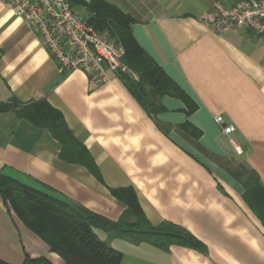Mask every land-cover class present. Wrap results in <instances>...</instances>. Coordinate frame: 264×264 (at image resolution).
Segmentation results:
<instances>
[{"label": "crops", "instance_id": "1", "mask_svg": "<svg viewBox=\"0 0 264 264\" xmlns=\"http://www.w3.org/2000/svg\"><path fill=\"white\" fill-rule=\"evenodd\" d=\"M105 1L133 19L138 45L189 102L164 96V111L151 116L116 74L95 85L82 71L61 70L35 31L0 3V102L55 111L72 134L64 146L49 129L0 114V176L113 221L126 206L111 191L131 188L154 226L181 225L207 247L162 251L95 230L123 254L121 264H264V225L233 176L242 164L264 187V41L201 22L216 3L234 0ZM216 116L235 132L223 134ZM1 248L65 264L0 198Z\"/></svg>", "mask_w": 264, "mask_h": 264}, {"label": "trees", "instance_id": "2", "mask_svg": "<svg viewBox=\"0 0 264 264\" xmlns=\"http://www.w3.org/2000/svg\"><path fill=\"white\" fill-rule=\"evenodd\" d=\"M85 8L89 23L124 48L123 62L138 78L117 76L149 115L157 116L164 111L161 103L164 96L189 102L180 87L138 45L132 34L134 21L129 15L105 0H91ZM18 105L15 99L0 102V114L14 112L36 126L47 128L64 146L65 136L72 138L57 112L53 111L50 117L49 113L36 107L37 104L22 108ZM184 129L192 130L193 127L186 124ZM233 176L244 186L246 203L264 225V187L259 176L242 164L235 168ZM111 193L126 206L117 221L0 176V198L9 212H13L65 264H121L123 254L102 241L95 230L105 232L111 239H123L134 245L148 244L162 251H168L172 246L207 251L205 244L181 225L163 222L154 226L144 216L133 189L112 190ZM0 264L8 263L0 259ZM23 264L53 263L45 257L33 259L25 254Z\"/></svg>", "mask_w": 264, "mask_h": 264}, {"label": "built area", "instance_id": "3", "mask_svg": "<svg viewBox=\"0 0 264 264\" xmlns=\"http://www.w3.org/2000/svg\"><path fill=\"white\" fill-rule=\"evenodd\" d=\"M91 0H0L13 17L20 19L40 37L44 47L57 66L67 73L84 72L92 84L103 85L110 74L137 75L124 64V48L106 33L96 30L87 15L78 13ZM81 7V8H80ZM201 22L218 34L229 30H246L264 41V0H234L232 5L216 3L203 12ZM215 122L225 135L235 132V126L226 125L222 116ZM233 143V141L231 140ZM238 155L243 154L236 146Z\"/></svg>", "mask_w": 264, "mask_h": 264}, {"label": "rangeland", "instance_id": "4", "mask_svg": "<svg viewBox=\"0 0 264 264\" xmlns=\"http://www.w3.org/2000/svg\"><path fill=\"white\" fill-rule=\"evenodd\" d=\"M83 11H84L83 8L78 9V13H80L81 15H87ZM4 234H6V237L9 236L8 229L7 228H5ZM0 259L2 261H4L5 263H8V264H23V262H24L23 249L20 248V250H14L13 248H10V249H8V248H6V249L1 248V250H0Z\"/></svg>", "mask_w": 264, "mask_h": 264}]
</instances>
